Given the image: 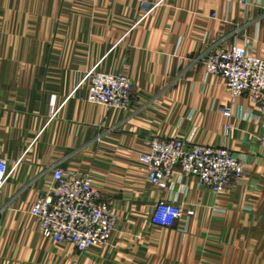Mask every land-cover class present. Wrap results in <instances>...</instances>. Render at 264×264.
Returning a JSON list of instances; mask_svg holds the SVG:
<instances>
[{"label":"crops","instance_id":"0c3cea01","mask_svg":"<svg viewBox=\"0 0 264 264\" xmlns=\"http://www.w3.org/2000/svg\"><path fill=\"white\" fill-rule=\"evenodd\" d=\"M234 45L264 60V0H0V264H264V112L205 64ZM92 69L131 79L127 111L88 100ZM153 137L224 146L246 177L216 194L178 168L154 185ZM57 167L102 191L109 243L42 235L31 211ZM161 200L183 209L173 226L152 221Z\"/></svg>","mask_w":264,"mask_h":264},{"label":"built area","instance_id":"2783aa9c","mask_svg":"<svg viewBox=\"0 0 264 264\" xmlns=\"http://www.w3.org/2000/svg\"><path fill=\"white\" fill-rule=\"evenodd\" d=\"M208 74L222 76L234 103L247 93L259 111L264 112V60L251 55L244 47L234 45L215 50L205 61ZM88 100L95 104L127 111L132 102L133 83L123 73L106 74L90 70ZM223 112L231 114V108ZM230 127H227V135ZM264 151V130L259 138ZM151 183L167 188L171 175L180 168L186 175L198 178L201 187L222 193L235 181L242 182L247 173L243 159L224 146H208L181 139L153 137L149 151L141 155ZM10 172L6 159L0 157V191ZM54 185L41 195L31 213L40 223L43 236L56 242H68L80 254L95 246L109 243L115 230L116 217L103 193L94 186L92 178L62 167L53 174ZM183 217V209L175 201L161 200L155 208L153 223L173 226ZM71 264H79L78 258Z\"/></svg>","mask_w":264,"mask_h":264}]
</instances>
